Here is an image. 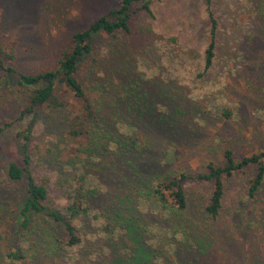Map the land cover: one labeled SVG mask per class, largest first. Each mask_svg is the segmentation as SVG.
I'll return each mask as SVG.
<instances>
[{
    "label": "rangeland",
    "instance_id": "obj_1",
    "mask_svg": "<svg viewBox=\"0 0 264 264\" xmlns=\"http://www.w3.org/2000/svg\"><path fill=\"white\" fill-rule=\"evenodd\" d=\"M121 5L122 0H0V206L2 215L13 218L8 229L3 223L12 236L0 238L3 251L15 249L20 208L14 219L11 207L18 208L24 194L7 177L5 166L18 157L31 126L30 149L39 163L34 170L46 182L54 178L73 157L72 149L63 148L62 133L81 107L58 84L70 101L66 108L44 107L38 115L22 116L28 87L20 84V75L58 68L73 35ZM212 8L221 29L216 68L207 80L192 83L185 69L202 58V45L208 41L205 0H155L154 18L134 13V35L122 33L117 40L95 36L97 71L90 67L97 58L86 56L79 65L81 80L104 117L132 139L137 168H120L130 179L170 176L175 168L191 175L206 173L209 162H225L227 148L239 158L264 151V0H212ZM9 67L14 69L10 75ZM257 169L251 164L227 179L224 209L216 219L203 212L213 180H190L186 216L195 226L193 245H183L179 256L158 264H264V185L255 199L248 197ZM117 184L101 201L121 202ZM141 217L149 227L152 218ZM60 231L64 236L61 225ZM103 251L95 264H155L138 259L135 250L127 260L122 249Z\"/></svg>",
    "mask_w": 264,
    "mask_h": 264
},
{
    "label": "trees",
    "instance_id": "obj_2",
    "mask_svg": "<svg viewBox=\"0 0 264 264\" xmlns=\"http://www.w3.org/2000/svg\"><path fill=\"white\" fill-rule=\"evenodd\" d=\"M154 1L122 0L120 8L110 10L73 35L72 45L63 52L58 68L20 75V84L28 87V103L22 116L27 113L38 115L44 107L66 108L70 101L59 91L58 84L71 91L81 107L78 106L79 112L70 118L62 133L63 148L72 149L73 157L54 178L46 182L34 170L35 163H39L33 159L30 149L31 126L22 139L18 157H11L5 166L7 177L22 186L24 194L18 208L10 206L14 219L20 208L17 218L19 229L14 234V250L3 251L0 246V262L3 264H95L104 254L103 249L108 252L111 247L122 249L128 255L135 250L138 259L158 264L165 257L170 260L171 255L176 256L183 251L186 248L183 245H193L191 235L195 226L186 216L190 209V180H213L203 208V212L212 219L218 218L224 209L227 179L236 171L256 164L255 177L248 183V197L255 199L259 194L264 185V151L239 158L227 148L224 163L209 162L208 172L200 171L193 175L175 168L170 176L155 174L148 178L141 174L134 180L120 170L128 169L125 164L137 168V161L131 155L132 139L116 131L114 123L104 117L101 106L89 96L85 82L81 80L79 65L87 60L86 56H91L97 60L90 67L97 71L100 57L94 54L95 36L102 34L117 40L122 33L134 35V13L140 11L154 18ZM205 12L209 35L207 43L202 45V58L191 61L190 67L185 68L188 80L193 78L192 83L207 80L216 68L219 56L218 33L221 27L212 8V0H205ZM114 42L117 41L110 43ZM111 48L114 47L108 49ZM7 70L8 75L14 72L11 67ZM228 111L225 109L223 113L228 114ZM2 129L0 126V131ZM76 142L80 144L79 148L73 146ZM72 150L68 151L69 154ZM116 182L122 192L121 195L117 192L121 202L101 201L103 196L110 195L111 189H115ZM1 210L2 206L0 238L4 240L12 236L8 235L3 223H7L8 229L13 218L8 220ZM141 216L148 220L152 218L149 227ZM59 225L64 236L58 232ZM3 228L6 230L4 233ZM123 245H127L126 248H121ZM122 258L127 260L131 255Z\"/></svg>",
    "mask_w": 264,
    "mask_h": 264
},
{
    "label": "water",
    "instance_id": "obj_3",
    "mask_svg": "<svg viewBox=\"0 0 264 264\" xmlns=\"http://www.w3.org/2000/svg\"><path fill=\"white\" fill-rule=\"evenodd\" d=\"M14 82H18V80L17 79H14Z\"/></svg>",
    "mask_w": 264,
    "mask_h": 264
}]
</instances>
